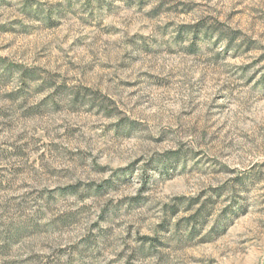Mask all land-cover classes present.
<instances>
[{
	"label": "rangeland",
	"instance_id": "rangeland-1",
	"mask_svg": "<svg viewBox=\"0 0 264 264\" xmlns=\"http://www.w3.org/2000/svg\"><path fill=\"white\" fill-rule=\"evenodd\" d=\"M0 264H264V0H0Z\"/></svg>",
	"mask_w": 264,
	"mask_h": 264
}]
</instances>
